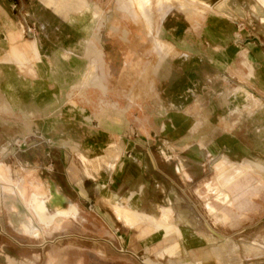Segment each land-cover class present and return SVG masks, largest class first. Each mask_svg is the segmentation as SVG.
I'll return each mask as SVG.
<instances>
[{
	"label": "rangeland",
	"instance_id": "rangeland-1",
	"mask_svg": "<svg viewBox=\"0 0 264 264\" xmlns=\"http://www.w3.org/2000/svg\"><path fill=\"white\" fill-rule=\"evenodd\" d=\"M7 1L0 0V187L3 188L0 191V226L3 231L12 237H23L16 234V230L30 237L27 239L33 244L53 242L48 251L52 250L54 254L62 252L60 249L70 242L87 247L89 237L102 238L103 235L91 232L90 218L101 224L99 220L93 213L89 218L80 210L77 220L65 221L58 230L42 227L31 210L33 190L25 197L17 191L23 183L28 191L26 179L32 173L24 163L29 155L26 149L30 150L33 139L36 144L44 141L29 137L31 131H39V123L48 125L49 130L56 129L57 123L62 124L63 138L69 141L65 146L86 147V152L78 155L79 167L81 171L85 168L88 177L96 180L100 171L105 170L104 166L113 167L121 159L126 161L128 156L121 153L122 149L115 141L106 146L110 133L115 132L116 137H112L127 144L122 139L125 133L129 135V141H135L152 129L156 134L162 129L167 130L168 126L178 131V122L150 120L153 114L165 115L176 109L172 105L179 93L173 86L176 78L166 71V66L178 68L175 61L182 54L191 56L192 63L202 55L209 66L221 74L213 72L212 82L204 84L201 68L198 63L194 64L192 70L196 71V76L191 81L190 93L193 134L202 124L197 115L211 108L200 105V99L213 102L223 99L228 108L224 114L227 121L213 119L210 132L202 142L195 137L187 140L189 146L192 145L187 152H184L186 147L182 138L163 137L166 132L148 141L157 148L159 159L177 170L174 183L186 188L197 214L208 226L222 232L225 240L240 245L239 252L245 264H264V88H257L264 84V74L260 72L262 67L264 71V0H218L214 4L217 12L202 8L192 10L183 5L180 13L174 8L165 9L167 17L164 19L162 12L150 9L151 0H134L137 10L132 8L130 0H87V4L76 11L66 9L65 5L64 19L56 17L60 23L57 31L55 16L50 11L48 18L38 19L37 8H45L41 0H10L15 4V18L8 17L3 11ZM193 12L200 15L189 17ZM140 20L143 21L144 38L143 49L137 53L141 58L140 66H136L137 22ZM166 21L170 23L166 25ZM152 23L155 36L172 48L154 40ZM253 53L263 56L253 58ZM253 97L258 103L250 101ZM234 99L236 102L231 105ZM142 114L143 121L139 118ZM210 114L214 117L212 112ZM216 124L220 130L214 126ZM122 127L127 132L122 134ZM221 130L225 134L223 137L234 133L237 140L235 144L230 138L225 140L226 151L208 159L210 153L200 151L198 146L215 140L214 133ZM175 133L178 132L172 134ZM167 144L177 148L171 151L164 147ZM104 146V152L111 147L116 151L108 154L106 162L105 153L94 152ZM97 156L100 158L94 160ZM184 161L204 166L189 169L190 178H185L177 169L178 163ZM237 171L240 172L237 175V179H241L239 183L245 184L236 187L234 192L233 184L237 179L226 185L224 178ZM9 172L14 182L8 178ZM42 172V177L49 181L62 180L60 168L55 164L51 166L50 161ZM169 176L173 177V174L170 172ZM179 179H184L185 184ZM208 183L218 184L220 193L218 202L215 196H210L211 202L206 209L198 191L205 192ZM101 184L104 187L105 181L101 180ZM210 190L215 192L216 188ZM225 193H229L231 203L224 199V204L220 200ZM36 194L41 196L38 191ZM232 194L239 195L237 198L241 196L233 206ZM48 197L42 195L43 199ZM110 206L120 221L125 220L127 211L120 203L111 202ZM81 208H84L83 203ZM216 211L225 219H221ZM25 222L29 223L30 231L23 228ZM72 235L78 238H67ZM7 240V235H0V244ZM79 253L86 260L94 259L93 264H121L105 261L99 244L95 252L82 250ZM232 254L219 256L228 259ZM235 261H238L237 256L231 263ZM224 263L229 264L228 260Z\"/></svg>",
	"mask_w": 264,
	"mask_h": 264
},
{
	"label": "crops",
	"instance_id": "crops-1",
	"mask_svg": "<svg viewBox=\"0 0 264 264\" xmlns=\"http://www.w3.org/2000/svg\"><path fill=\"white\" fill-rule=\"evenodd\" d=\"M130 1L132 3V8L137 10V2L134 0ZM41 3L45 8H37L36 14L39 20H42L44 17L48 18L49 16L47 13L49 11L54 14V19H56L57 16L63 18L65 5L66 9L76 11L85 6L87 0H67V3H65L64 0H41ZM216 3H218V0H151L150 9L154 11L155 8L158 12H162L161 17L164 19L167 17L165 9L168 8H174L180 13L184 9L183 5H186L188 9L192 10L202 8L207 12H217L214 5ZM14 7L15 4L9 0L5 3V9L3 11H6L8 17L15 18L13 12ZM97 9L101 10L99 6H97ZM253 10L256 12L254 7ZM237 11L239 12L240 10L237 8ZM194 15L200 14L193 12L189 17ZM166 22V25L170 23L169 21ZM137 25L138 45L135 50V64L136 66H140L141 58L137 53H140V50L143 49V21L140 20L139 23L137 22ZM59 26L60 23L56 19L55 31L58 30ZM152 31L155 41L162 44L164 47L172 48L170 44L161 41L155 36L154 27L152 28ZM253 54V58L263 56L262 53ZM179 57L180 59L175 61V63L178 64V68L174 65L173 67L172 65L171 67L170 65L166 66V71L172 73L176 78L173 86L179 93L172 103L176 109L173 111H167L165 115L153 114L150 119L152 122H178L180 123L177 127L178 131H176V129L171 130L169 129L170 126H168L166 127L167 130L162 129V131H159L158 134H156L155 130L152 129L145 131L142 135V139H137L135 141H129L127 139V136L129 135L125 133L126 135L124 134L122 139L127 142V144L119 143L117 139L113 138L112 136L116 137L115 132H113V135L110 133V140L106 146L112 141H115L122 149L121 153L128 156L126 161L123 160V162L121 159V161L113 167L111 165L104 166L105 168L103 169L105 170L100 171L99 177L96 180L90 179L85 172V168L84 171H81L79 167L80 159L78 155L85 153L87 150L86 147L81 149L73 146H65V143L69 141L63 138L62 124L57 123L56 129L52 130H49L48 125L46 127L45 124L41 123L38 124L39 131L34 127L36 133L40 132L42 135H37L36 133H33L34 131H31L32 133L29 137L33 136V138H42L44 141L36 144V140L33 139L29 146L30 150L26 149V151L29 152L28 156L30 157L28 158L27 156L24 163L32 173L29 179H26L28 191L25 190L23 197L29 192H32L31 189L33 190V193L30 194L32 197L38 196L42 198V195L45 197L51 196L52 189L56 188L59 194L69 199L81 212L87 214L89 218L91 213L94 214L93 217H96L101 224H97L95 219L90 218L93 228L91 229V232L93 234H101L103 237L100 239H96L95 236L91 238L89 237L87 239L89 241L87 247H81L79 243H76L75 241L70 242L67 246H63L60 249L62 252L54 254L52 250L51 252L48 251L49 244L52 247L53 242L33 244L28 240L30 237L22 235V233L19 232L17 233L16 230H14V232L23 237H12L5 233L0 226V235L5 234L8 238L7 242L0 244V264H93L91 262L95 261L94 259L88 258L86 260L85 258H81L79 256V251L87 250L88 252H95L97 244H99V249L105 257L104 260L109 263L225 264L224 262L228 260L229 264H245V260L239 252L240 245L225 240L222 232L209 227L206 220L200 214H197L196 206L193 205L192 199L187 195L185 191L186 188L182 189L174 183L173 179L178 175L177 170L163 159H159L157 148L154 147L153 142L148 141V139L153 136H161V133L166 132L163 134V137L182 138L185 141L184 147H186L184 152H187V150L189 151L192 149V145L189 146L188 143L190 142L187 140L195 137L202 142V140L208 135V132H210L209 129L213 125L212 121L216 120L224 122L226 120L224 114L227 112L226 110H228V108L227 104H224L223 99L219 102L209 101L210 99H200L202 100L199 101L200 105L205 104L211 106V108L197 115L198 121L202 122V124L196 134H193L192 100L190 93L191 81L196 76V71L192 70L194 64H199L202 74V83L204 84L212 82L215 76L213 72L221 74V71L209 66L202 55L197 56V59L195 60L196 62L194 61V63L191 61V56H188L187 54H182ZM91 65L89 68H91ZM262 68L260 72L261 74H264ZM166 83L169 84L170 81H167ZM262 86H264V84ZM262 86L257 88L263 89L264 87ZM250 101L258 103V100L254 97ZM233 102L235 103L236 100H232L231 105L234 104ZM166 104H168V102ZM211 112L214 114V117L213 115L210 116ZM139 118L143 121L145 118L144 114L140 115ZM60 125L62 126V129L60 128ZM214 126L218 129L217 124ZM40 128L42 130H40ZM122 128L124 130L121 131L122 134L127 132L124 127ZM173 132L178 133H175L174 135L172 134ZM106 134L108 137L107 132ZM214 134L216 135L215 140L205 146L203 144H199L198 146L200 151L206 150L210 153L208 159L218 157L226 151L224 147L225 140L227 141L230 138L233 144H235L237 140L236 134L234 133L231 135L227 133L226 137H223L225 135L223 130L220 132L217 131ZM52 140H54L53 145L50 143ZM71 141L73 144V139ZM166 142H168V140ZM106 146L102 149L97 148L94 151L105 153V162L106 160L108 161V154L116 152L112 150L113 147H111L108 152H104ZM164 147H168L171 151H173L174 148H177L176 146H170L168 144L164 145ZM98 158L100 157L97 156L94 160ZM85 160L92 161L93 159H84V161ZM48 161L51 162V166H54L55 164L60 168L62 180L54 181L51 179L49 181L42 177V171L47 168ZM182 163H178L179 166L177 169L179 172L182 171L185 178H190V174L188 173L189 169L193 167L202 168L204 166L199 163H191L190 161H184ZM170 172L173 174V177L169 176ZM8 178L14 182L10 172ZM101 180L105 181L104 187H102ZM179 180V182L185 184V181H183L184 179ZM240 180L241 179H237L236 183L233 184L235 186L233 189L234 192L237 191L236 187L245 184L239 183ZM22 185L25 186V183ZM20 186L21 184L17 187L19 194ZM1 187L0 191H3V188ZM35 187L37 188L36 190H34ZM211 188H216L215 192H212L210 190ZM37 191L40 192L41 196L36 194ZM198 192L200 197L204 199L206 203V209L208 208V203L211 202L210 196H215L216 202L219 201L220 188L218 187V184L213 185V183H208L206 184L205 192ZM237 196L239 195L235 196L232 194V206L234 205L235 200H238L241 197L237 198ZM200 197H198L199 200H201ZM224 199L223 195L220 200L224 203ZM111 202L120 203L121 207L127 211L126 215H124L125 220L120 221L118 219L110 206ZM82 203L84 204V208H81ZM227 203L231 202L227 201ZM123 204H125V206ZM216 212L218 215V211ZM218 216L223 220L225 219L221 213H219ZM59 219L63 218L55 219V221L49 226H45L41 223V226L44 228L54 227L58 230L65 221H68L63 219V222L60 224L58 222ZM25 223L22 225L23 228L30 231L27 227L29 223ZM31 225L33 224L31 223ZM149 234H152L153 236L150 237ZM155 235H157V237ZM67 238H72V240H74L78 237L72 235ZM234 251L238 254L234 253ZM163 252L166 253L163 254L162 257L159 256V254ZM229 253L233 254L228 259L219 256ZM48 255H50V257H47ZM61 255L66 256L62 257ZM235 256L238 257V261L231 263L232 258Z\"/></svg>",
	"mask_w": 264,
	"mask_h": 264
},
{
	"label": "bare ground",
	"instance_id": "bare-ground-1",
	"mask_svg": "<svg viewBox=\"0 0 264 264\" xmlns=\"http://www.w3.org/2000/svg\"><path fill=\"white\" fill-rule=\"evenodd\" d=\"M183 164V163H182ZM228 164H223V166ZM228 166H232L229 164ZM239 171L234 174L228 175L224 178L225 184L229 185L235 181L239 175ZM93 176V175H92ZM20 195L24 196L25 188L24 185L19 187ZM226 201L230 202V196L228 193L223 194ZM31 210L35 212L40 220V223L45 226L51 225L55 219L63 218L66 220H77L80 216V211L76 205H74L69 199L58 193L56 188L51 191V196L47 199H43L38 196H33L31 200ZM63 219H59L58 222L61 224ZM28 223V222H26Z\"/></svg>",
	"mask_w": 264,
	"mask_h": 264
},
{
	"label": "built area",
	"instance_id": "built-area-1",
	"mask_svg": "<svg viewBox=\"0 0 264 264\" xmlns=\"http://www.w3.org/2000/svg\"><path fill=\"white\" fill-rule=\"evenodd\" d=\"M25 145H26V143H25Z\"/></svg>",
	"mask_w": 264,
	"mask_h": 264
},
{
	"label": "flooded vegetation",
	"instance_id": "flooded-vegetation-1",
	"mask_svg": "<svg viewBox=\"0 0 264 264\" xmlns=\"http://www.w3.org/2000/svg\"><path fill=\"white\" fill-rule=\"evenodd\" d=\"M81 215V214H80Z\"/></svg>",
	"mask_w": 264,
	"mask_h": 264
}]
</instances>
